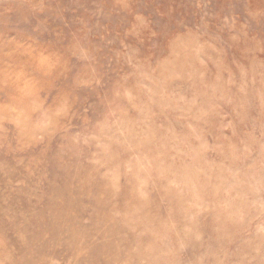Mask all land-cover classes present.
Returning <instances> with one entry per match:
<instances>
[{"label": "rangeland", "instance_id": "374dc122", "mask_svg": "<svg viewBox=\"0 0 264 264\" xmlns=\"http://www.w3.org/2000/svg\"><path fill=\"white\" fill-rule=\"evenodd\" d=\"M0 264H264V0H0Z\"/></svg>", "mask_w": 264, "mask_h": 264}]
</instances>
